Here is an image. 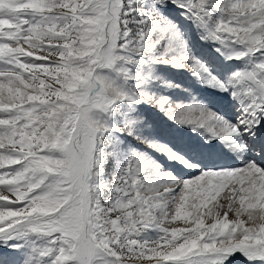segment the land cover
Instances as JSON below:
<instances>
[{"label": "snow or ice", "instance_id": "6c2138e0", "mask_svg": "<svg viewBox=\"0 0 264 264\" xmlns=\"http://www.w3.org/2000/svg\"><path fill=\"white\" fill-rule=\"evenodd\" d=\"M0 264H264V0H0Z\"/></svg>", "mask_w": 264, "mask_h": 264}]
</instances>
